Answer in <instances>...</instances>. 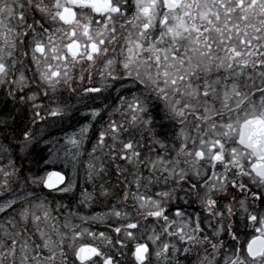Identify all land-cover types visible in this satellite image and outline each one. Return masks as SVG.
I'll list each match as a JSON object with an SVG mask.
<instances>
[{"label": "clouds", "instance_id": "clouds-1", "mask_svg": "<svg viewBox=\"0 0 264 264\" xmlns=\"http://www.w3.org/2000/svg\"><path fill=\"white\" fill-rule=\"evenodd\" d=\"M56 2L0 0V63L5 65L0 88H6L12 100L8 105L0 98V116L8 117V140L0 134V144H9L13 152L18 149L24 162L16 167L18 179L33 199L23 206H48L47 218L43 210L34 209L38 220L21 216L19 204L0 215V264H103L107 258L111 264H253L247 241L260 234L256 229L264 232V177L252 168L255 159L225 140L224 158L213 160L207 143H200L212 133L208 125L192 115L175 116L153 85L141 84L134 72L128 75L122 67L126 40L152 42L159 26L154 23L144 37L139 35L144 18L135 19L137 0H113L118 13L77 6L78 23L70 25L56 16ZM85 23H91L93 38L99 39L97 33L102 32L107 40L99 56L92 61L86 54L76 60L69 56L66 63L53 59L65 54L73 28L81 45L89 43L81 27ZM49 36L55 38L56 54L50 50ZM37 42L48 47L46 54L35 51ZM104 60L112 61L110 69L101 63ZM49 64L61 73L51 82L55 87L42 75H50ZM250 69L242 77L222 73L221 78L232 76L252 92L264 89V76L254 64ZM85 76L90 79H82ZM89 84L99 87L100 94L89 96L83 90ZM168 96H173L170 88ZM137 100L140 108L130 107ZM254 103L259 111V99ZM58 105L63 106L62 119L42 122ZM251 111L249 105L239 115ZM113 120L119 125L115 132ZM25 126L35 133L43 129L45 138L56 136L64 146L54 161L64 181L55 189L33 182L48 169L38 155L43 144L35 149L23 145L20 132ZM72 133L75 145L64 139ZM126 143L131 149L124 148ZM201 149L205 155L198 158ZM53 208L59 216L53 215ZM46 240L55 246L46 247ZM85 244L98 252L81 261L76 250ZM138 245L146 246L142 260L136 256Z\"/></svg>", "mask_w": 264, "mask_h": 264}, {"label": "snow or ice", "instance_id": "snow-or-ice-1", "mask_svg": "<svg viewBox=\"0 0 264 264\" xmlns=\"http://www.w3.org/2000/svg\"><path fill=\"white\" fill-rule=\"evenodd\" d=\"M71 5V7H70ZM91 7L95 12L120 11L118 6L113 5V0H64L61 4L57 0L56 7L59 9L56 16L64 24L78 23L76 20V7ZM22 7V6H21ZM139 19L142 15L144 22L140 26L139 35L144 37L145 32L153 28L154 23L159 26V35H153L152 42L147 39H127L125 48L127 51L126 62L122 67L128 75L133 72L144 85L151 84L156 91L162 94L170 111L177 117L185 114L192 115L197 120H203L212 130L211 135L201 144L207 143L208 150L212 153L213 160L224 158L225 140L239 145L251 153L255 159L252 168L261 177H264V89L252 92L246 89L240 80L230 76L221 78L222 73H235L236 76H244L254 64L258 73L264 76V0H137ZM160 11L164 14L160 15ZM23 12L20 19H24ZM82 31L88 37L89 43L81 45L76 39V29L73 28L68 34L71 39L64 45V55H54L53 59L63 60L65 63L69 56L73 60L86 54L88 61L96 59L102 51V46L107 43L103 33H97L99 39L91 36V23H85ZM104 30L108 31L105 24ZM115 28L111 29L114 34ZM51 52L57 53L55 38L49 36ZM35 51L46 54L48 47L42 42L35 44ZM106 68L110 69L111 60L101 61ZM50 75L42 74L51 82L59 79L60 71L52 70V65H47ZM5 70V65L0 63V74ZM214 73V77L213 74ZM203 74V75H202ZM111 76V72H109ZM90 79V77H82ZM163 85V87H161ZM172 90L173 96L169 99L168 89ZM83 90L92 95H99L101 89L94 84L84 85ZM75 95V90L73 91ZM252 96V100L249 96ZM259 96L260 110L255 107V97ZM251 106L252 111L246 112L242 117L239 115L242 108ZM62 107L58 105L42 122H55L62 119ZM66 107H72L71 104ZM139 109V100L130 106ZM227 113V115H225ZM233 113L236 117L233 118ZM96 115L95 111L92 113ZM34 113V116H39ZM8 117L0 116L3 125H0V134L4 140H8L7 124ZM132 120H136L133 115ZM8 127H11L10 125ZM119 125L115 120L111 122V130L115 132ZM14 132L15 129H12ZM83 131V129H81ZM23 137V145L35 149L38 145L49 146L47 153L44 147L38 155L46 169L49 165L54 166V161L60 157L63 145L59 138L48 135L45 138L44 130L39 133L30 132L25 126L20 132ZM75 133L64 137L67 144L75 145ZM104 133H100V141H104ZM125 149H131V144H124ZM9 144H0V153H7ZM24 148H21L23 151ZM233 157L237 155L235 147L231 149ZM67 154V153H65ZM45 155L47 158L45 159ZM205 155L203 149L196 152L201 158ZM23 172V169H19ZM27 179V177L25 178ZM39 181L48 189H55L64 181L62 172L52 168L46 170L42 176L34 177L33 182ZM13 187L7 190L9 185ZM33 198L27 190L19 183L18 170L14 162L9 159L7 166H0V215L12 212L20 205V214L24 218L31 217L38 220L34 209L43 210L45 218L48 216L47 205L33 203L24 207L25 201ZM264 199V197H262ZM158 215V213H156ZM255 220L256 217H249ZM259 235L251 237L246 244V253L249 259L256 264L264 261V232L256 229ZM14 243V242H13ZM46 247H54V241H45ZM146 246L138 245L136 256L138 260L144 258ZM98 249L91 245H81L76 250V256L81 261H86L96 255ZM54 258V256H53ZM103 264H111V258L103 261ZM238 264V261H233Z\"/></svg>", "mask_w": 264, "mask_h": 264}, {"label": "flooded vegetation", "instance_id": "flooded-vegetation-1", "mask_svg": "<svg viewBox=\"0 0 264 264\" xmlns=\"http://www.w3.org/2000/svg\"><path fill=\"white\" fill-rule=\"evenodd\" d=\"M261 51H264V49H261ZM249 71H251V69L249 68ZM225 74H226V72H225ZM0 89H2V88H0ZM3 90V89H2ZM4 91V90H3ZM257 97V96H256ZM6 143V142H5ZM44 147V152L45 153H47V151H48V147H50V145L49 146H43ZM47 158V156L45 155V159ZM9 159H11L13 162H14V164H15V166L16 167H19L22 163H24L21 159H20V157H19V155H18V149H17V152H13L11 149L9 150V152H8V154H5V156H0V161H2V162H4L5 164H9ZM54 167V169L55 170H57V171H59L60 169H59V167H57V166H53V165H51L50 167H49V169L48 170H52V168ZM61 212L63 211V209H61L60 210ZM53 215H57V216H59V213H57L56 212V210H55V208H53ZM61 219H62V217H60Z\"/></svg>", "mask_w": 264, "mask_h": 264}, {"label": "rangeland", "instance_id": "rangeland-1", "mask_svg": "<svg viewBox=\"0 0 264 264\" xmlns=\"http://www.w3.org/2000/svg\"><path fill=\"white\" fill-rule=\"evenodd\" d=\"M4 91H3V90ZM2 89H0V98H3L5 101H6V103L8 104V105H11V103H12V100H11V97H8L7 95H6V92H7V89L6 88H2ZM257 100L259 99V97L257 96V97H255ZM5 154H8V152L7 153H0V156H5ZM0 166H7V164H5L4 162H2V161H0Z\"/></svg>", "mask_w": 264, "mask_h": 264}]
</instances>
